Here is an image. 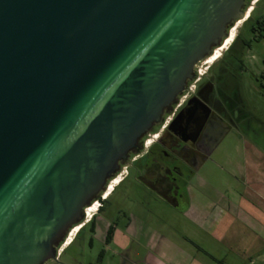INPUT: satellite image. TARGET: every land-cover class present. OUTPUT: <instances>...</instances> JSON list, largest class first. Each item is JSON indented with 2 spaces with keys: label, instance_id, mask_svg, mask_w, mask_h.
<instances>
[{
  "label": "water",
  "instance_id": "water-1",
  "mask_svg": "<svg viewBox=\"0 0 264 264\" xmlns=\"http://www.w3.org/2000/svg\"><path fill=\"white\" fill-rule=\"evenodd\" d=\"M245 0H0V264H45Z\"/></svg>",
  "mask_w": 264,
  "mask_h": 264
},
{
  "label": "flooded vegetation",
  "instance_id": "flooded-vegetation-1",
  "mask_svg": "<svg viewBox=\"0 0 264 264\" xmlns=\"http://www.w3.org/2000/svg\"><path fill=\"white\" fill-rule=\"evenodd\" d=\"M263 1L245 0L244 19L227 29L226 37L232 32L230 43L216 61L209 64L194 91L184 90L172 108L162 115L161 121L138 142L139 151L131 153L127 162L120 166L124 169L118 175L115 187L106 195L103 193L107 187L100 192L96 200L100 202L99 207L97 205L91 216L79 225L75 234L80 231L74 241L70 242L73 239L69 237L71 227L58 244L57 249L64 242L60 255L87 232L90 248L95 240L103 244V248L97 251L95 262L106 260L107 251L112 247L119 264H156L159 252L154 250L152 242L154 239H168L160 236V230L157 233L150 229L147 223L150 221L117 208L110 201L116 188L131 177L138 188L137 200L147 213L155 214L151 212V205H162L191 224L188 212L192 181L218 145L258 143L252 140L251 134L255 135L256 129L264 130V56L252 54V49L264 43ZM226 37L219 46L224 44ZM253 82L256 83L253 90L256 89L262 99L259 115H255L257 111L252 112L250 101L245 97ZM112 207L115 210L112 219L104 220L106 211ZM118 234L121 245L115 241ZM182 236L184 240H190L187 235ZM79 258L73 252L71 260L79 264Z\"/></svg>",
  "mask_w": 264,
  "mask_h": 264
},
{
  "label": "rangeland",
  "instance_id": "rangeland-1",
  "mask_svg": "<svg viewBox=\"0 0 264 264\" xmlns=\"http://www.w3.org/2000/svg\"><path fill=\"white\" fill-rule=\"evenodd\" d=\"M261 12L264 16V1L261 3ZM219 47L214 49L218 52L217 54L222 52L220 49H218ZM214 50H212V52ZM252 54L264 56V43L255 45L252 49ZM206 59H204L205 63L200 64L203 70H205V68L210 64L208 61L209 59ZM254 84L249 85L251 87H249L248 92L245 93V97H247V99L250 101L249 105L251 106L252 112L254 113L257 111L255 115H259L261 114L260 106H262V99L257 93L256 89L253 90L254 88L252 86H256V83ZM253 106L255 108H253ZM251 137L252 140L258 143L250 144L257 146V149L264 154V130L259 131L256 129L255 135L251 134ZM243 146L244 143H220L211 157L197 172V176L199 177L200 181L196 182L197 184L201 185L200 189L198 190H201L203 194L205 193L208 195V200L211 203V205H209L207 208L209 211L214 209V206H217V193L222 194L226 198H231L232 196L237 198V195L242 193L245 189L246 185H244L242 182L244 174L242 159ZM123 169L124 166L118 170L114 178L116 176L118 177ZM137 190L138 188L135 186L134 181L131 177H129L116 188L115 192L110 198V201L117 205V208H123L125 211L127 210L130 213H133L141 220L150 221L147 222L149 228L155 230L157 233L160 230V236L162 237L164 235V237L168 239H154V242H152L154 250L157 253L159 252V254H162L163 252V254H165L161 256V263L163 262V264H170L171 261H175V263L177 261L179 264H185L184 260H178L176 258L177 256L181 255H177L176 257L174 255L180 254V252L183 251L187 252L189 255H196L197 258L202 260L203 264H250L249 260L239 259L238 257H235L231 253L227 252V250H223V247L213 238H210V236L204 237L202 242L201 235L203 236V234H199L202 233L200 232V229L197 226L188 224L189 222L187 221L185 222V218L183 216L179 215L177 212H174L170 208L163 207L162 205H151V212L155 214L147 213L146 208L142 206V204H140L137 200ZM106 212L107 213L104 220L109 221L112 219L115 210L112 207ZM84 221L85 217L81 224H83ZM162 221H164V223ZM72 228L70 229L71 233L69 234V237L73 238L72 241H74V238L78 234L77 232L80 230H78L75 234V232H72L74 229ZM182 235H187L190 240H184ZM119 238L120 236L118 234L116 239L118 240ZM89 239L90 236L87 232H85L78 241H76L71 246L68 245L69 248L62 255H60L61 257H58L59 262L50 260L45 264H76L75 261L71 260L73 252H76L80 256L78 262L79 264H119L117 255L112 252L114 249L112 247L109 251H107L106 260H104L102 263L95 262L94 260L97 251L103 248V244L102 242L95 240L93 247L90 248L88 245ZM66 240L69 241L70 239L66 238ZM63 243L58 247V249L64 246ZM197 250L200 251L198 252ZM252 262V264H264L263 255L255 257Z\"/></svg>",
  "mask_w": 264,
  "mask_h": 264
},
{
  "label": "crops",
  "instance_id": "crops-1",
  "mask_svg": "<svg viewBox=\"0 0 264 264\" xmlns=\"http://www.w3.org/2000/svg\"><path fill=\"white\" fill-rule=\"evenodd\" d=\"M257 148L244 143L242 182L246 186L237 198H226L217 193V206L209 211L207 208L211 203L208 195L198 190L201 185L197 184L196 181L200 180L196 175L190 188L191 206L188 212L191 224L200 229L202 233L199 234H203L202 242L204 237L210 236L223 250L239 259L249 260L250 264L255 257H264V154ZM115 241L121 245L119 239ZM163 255V252L158 255L156 264H163L160 262ZM174 255H181L176 258L184 260L185 264H203L196 255L187 252ZM171 262L179 264L177 261Z\"/></svg>",
  "mask_w": 264,
  "mask_h": 264
},
{
  "label": "bare ground",
  "instance_id": "bare-ground-1",
  "mask_svg": "<svg viewBox=\"0 0 264 264\" xmlns=\"http://www.w3.org/2000/svg\"><path fill=\"white\" fill-rule=\"evenodd\" d=\"M239 21V20H238ZM232 29V28H231ZM234 30V29H233ZM232 39V32L230 33L229 37H226L224 44L222 46H220L218 49H220L221 51L226 47V45L229 44V42ZM216 51V50H214ZM218 52H212L211 55L209 57H207L209 60V63H213L214 61H216V59L219 57V54H217ZM207 60V59H206ZM149 144V143H147ZM119 177H115L113 180H111L108 185L106 186L107 188L105 189L106 191L103 193L104 195H106L108 193V191L116 184V182L118 181ZM98 205L97 201H94L91 206H87V208L85 207L84 210V217H85V221L91 216V213L96 209V206ZM81 223L75 225V227L73 226V233L80 227ZM73 235V234H72ZM70 236V235H69ZM70 239V238H69Z\"/></svg>",
  "mask_w": 264,
  "mask_h": 264
},
{
  "label": "built area",
  "instance_id": "built-area-1",
  "mask_svg": "<svg viewBox=\"0 0 264 264\" xmlns=\"http://www.w3.org/2000/svg\"><path fill=\"white\" fill-rule=\"evenodd\" d=\"M201 63H205V60L199 62L195 67H194V78L193 80L189 81L187 84H186V88H185V91L186 92H193L195 87H196V84L201 80V78L205 75V72L208 68V66L205 68V70H203L201 68ZM200 65V66H199ZM85 210V208H84ZM62 248H59L57 249V253H56V257H58L60 255V253L62 252L61 250Z\"/></svg>",
  "mask_w": 264,
  "mask_h": 264
},
{
  "label": "clouds",
  "instance_id": "clouds-1",
  "mask_svg": "<svg viewBox=\"0 0 264 264\" xmlns=\"http://www.w3.org/2000/svg\"><path fill=\"white\" fill-rule=\"evenodd\" d=\"M107 183H108V182H107ZM114 187H115V186H114ZM98 207H99V205H98ZM83 213H84V209H83ZM71 241H72V240H71ZM71 241H70V242H71ZM56 251H57V248H56Z\"/></svg>",
  "mask_w": 264,
  "mask_h": 264
},
{
  "label": "trees",
  "instance_id": "trees-1",
  "mask_svg": "<svg viewBox=\"0 0 264 264\" xmlns=\"http://www.w3.org/2000/svg\"><path fill=\"white\" fill-rule=\"evenodd\" d=\"M93 219H94V218H92V220H93ZM92 220H91V221H92Z\"/></svg>",
  "mask_w": 264,
  "mask_h": 264
}]
</instances>
